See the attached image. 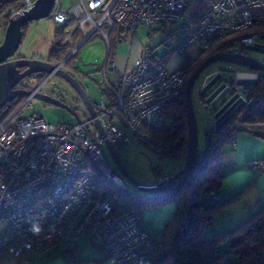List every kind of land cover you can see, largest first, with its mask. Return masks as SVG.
<instances>
[{
	"label": "built area",
	"instance_id": "2783aa9c",
	"mask_svg": "<svg viewBox=\"0 0 264 264\" xmlns=\"http://www.w3.org/2000/svg\"><path fill=\"white\" fill-rule=\"evenodd\" d=\"M35 1L20 0L8 10V20L29 11ZM72 1L63 10L55 0L48 15L70 46L61 62H50L64 71L65 62L90 39L99 36L109 47L111 31L123 38L140 26H165L164 43L171 55H184L194 48L202 60L220 48L246 54L248 46L264 45V0ZM189 68L185 64L169 71L165 59L151 60L147 53L123 74L113 63L106 64L100 85L103 98L94 106L96 117L87 113V119L75 125L53 126L36 115L22 117L21 110L33 95L26 97L0 125V253L11 257L4 264H31L30 255L35 252L48 246L66 252L83 240L114 264H143L162 247L139 229L140 209L115 192L126 187L106 164L104 140L95 121L116 150L133 136L149 143L153 151H173L175 144L157 142L146 130L162 128L165 114L177 105L185 108ZM108 69L111 79L106 76ZM251 72L237 75L220 88L242 101L241 110L230 121L264 112V92L254 89L262 78L260 72ZM52 75L36 92L47 95L41 88ZM211 97L206 106L212 105ZM186 138L187 127L185 145ZM229 144L234 149L235 139ZM252 166L259 170L264 164L253 162ZM169 181L165 177L158 184ZM217 200L213 196L205 203ZM210 224L206 221L204 228L208 230ZM240 260L237 257L234 264ZM219 264L228 263L221 260Z\"/></svg>",
	"mask_w": 264,
	"mask_h": 264
},
{
	"label": "trees",
	"instance_id": "16d2710c",
	"mask_svg": "<svg viewBox=\"0 0 264 264\" xmlns=\"http://www.w3.org/2000/svg\"><path fill=\"white\" fill-rule=\"evenodd\" d=\"M19 1L0 0V28L2 22L6 24L8 21V10ZM25 27L26 25L22 28V38L24 37ZM121 39L122 37L115 30L111 31L106 64L110 62L109 55L112 42L121 41ZM226 49L220 48L213 54L223 53ZM69 50L70 46L65 45L63 42V30L56 28L55 42L49 51L47 61L61 62L68 55ZM75 54L65 62L66 67H71L70 64ZM190 62L186 59L185 64H190ZM200 62L194 63L196 65L189 69V75ZM259 75L262 81L254 89L264 92V73H259ZM35 76H37V79L31 76L20 82L16 88L31 90L32 88L26 80L35 79L37 85H39L46 77L45 74ZM233 81L230 80L228 83ZM207 96L201 95V100L204 102ZM25 99V96H17L0 110V125L19 108ZM168 113L174 115L171 126H163L160 129H147L146 134L157 142L175 144L176 148L173 151L163 154L173 156L185 146V111L182 105H177ZM238 132H247L264 140V112H253L240 122L230 121L222 129L206 133L205 148L199 151L196 157L195 167L190 179L182 189L175 193L155 197L138 191L115 190L126 201L141 210L144 208L159 209L169 203L175 205L173 218L161 231L160 242L162 247L156 250L143 264H219L221 260H225L228 264H234L237 257L241 259L240 264H264V208L253 213L247 220L241 222L232 230L205 237V234L211 228L214 215L241 197V195H237L229 201L220 202V197L216 194L224 177L222 165L224 148ZM175 181L170 179L168 183H174ZM213 196H217L218 200L212 204H206L205 201ZM208 220L211 221V224L209 229L206 230L204 223ZM225 243H228V246L223 247ZM10 260L9 255L0 253V264Z\"/></svg>",
	"mask_w": 264,
	"mask_h": 264
},
{
	"label": "rangeland",
	"instance_id": "374dc122",
	"mask_svg": "<svg viewBox=\"0 0 264 264\" xmlns=\"http://www.w3.org/2000/svg\"><path fill=\"white\" fill-rule=\"evenodd\" d=\"M59 3L61 5V9L67 10L72 5L73 1L59 0ZM7 23L8 21L6 22V24ZM6 24L5 22H3L0 28L1 41L3 39ZM56 28L57 27L53 23L52 19L48 17L27 23L26 27L24 28V37L22 38L20 47L17 53L12 57V59L23 57L24 59L28 60L47 61L49 51L55 42ZM145 38L146 36L142 34L139 35V38H136L137 41H135L138 44H143L145 42ZM107 49V44L101 37H94L87 41L80 48V50L75 54L74 58L71 61V68H67L68 73L72 75V77H74L82 86L93 106H96L103 98L100 85L104 80V74L101 71V67L104 65ZM189 50L193 51H189L187 53V56L177 55L178 58H180V60H184L186 56V58L191 62H200L201 58L198 56L195 49L191 48ZM246 54L250 57L264 62V54L254 53L250 51H247ZM164 56H169L166 60L167 67L169 69L173 68V66L177 64H180V60L171 55L170 48L167 47L166 44L163 45L152 57L155 60H162L161 57ZM195 65L194 63H190L189 69H191ZM250 72L251 71H249L248 69L237 65L229 63H215L205 69L195 82L191 94V102L197 124L199 151H202L205 148L206 133L208 132L210 127V112L209 109L206 108L205 101L209 97L217 93L223 84L227 85L230 80H235L237 75L250 74ZM215 75L219 76L218 80L212 85V87L209 88L208 91H206L205 95L208 96L203 102L201 100V94H203V86L205 82L209 81L211 76ZM30 85L33 90L38 86L36 81H34ZM41 91L51 97L63 100L64 105L69 107L80 121L84 122L87 119V110L85 109L81 100L72 90V88L61 78L57 77L56 75L50 76L48 82H46L41 88ZM225 97L228 98V96L226 95L224 96V98ZM104 101L105 103L108 102L106 98H104ZM72 112L61 107L46 104L38 99L30 98L27 101L26 105L22 108L20 115L22 117L36 115L53 126L75 125L77 124V120ZM173 121V114H165L163 123L164 127L171 126ZM185 149L186 145L182 147L176 155L167 156L159 153L156 150L153 151L149 143H142L139 139L130 136V142L124 147L117 149L116 151L123 167L134 180L145 185H155L158 184L160 179L171 177L182 170L183 167H179L181 164L184 166L186 156ZM102 151L107 166L112 171V173L123 182L126 187V191H135L134 186L122 174L121 170L118 168L111 154L108 152L107 148L104 145L102 146ZM167 205H172L175 209V205L173 203H169ZM246 217L247 220L250 216L246 215ZM93 246L94 245L89 244L86 247L87 249H84L83 253L81 254V260L83 259L87 261L90 260L91 257H95V255L101 256V252L97 251V249H95V247ZM64 256L65 258L63 256H60L59 251L55 247H49L48 249L37 253L36 259L34 260L35 262L33 264H46L47 261L50 264H60L62 263L61 259L69 263V255L65 254ZM106 261L114 264L113 260L109 258Z\"/></svg>",
	"mask_w": 264,
	"mask_h": 264
},
{
	"label": "water",
	"instance_id": "95a60500",
	"mask_svg": "<svg viewBox=\"0 0 264 264\" xmlns=\"http://www.w3.org/2000/svg\"><path fill=\"white\" fill-rule=\"evenodd\" d=\"M54 2L55 0H36L29 11L23 12L22 14L16 15L8 20L3 39L0 42V110L17 96L29 97L33 95V98L38 99L46 104L61 107L72 112L71 109L65 106L61 101L43 93L36 92L37 88L34 90H23L16 88L20 82L31 76L45 74L47 75V78L49 75L53 74L64 80L72 88V90L81 100L88 114L95 118L96 112L94 110V106L92 105L82 86L68 72L60 68H56L49 61L28 60L24 58L12 59L20 47L23 26L29 22L47 18L54 5ZM246 50L254 53L264 54V45L255 44L253 46H248ZM215 63H229L244 67L252 72L264 73V62L250 57L247 54H234L228 52L209 55L196 66L194 71L189 75L185 86L184 111L187 127L186 156L182 170L177 173L179 176L175 174L170 177V179L176 180L174 183L162 182L155 185H145L134 180L123 167L115 147L111 144L108 137L104 133L99 121H95L97 129L103 137L105 147L111 154L122 174L134 186L135 191L155 197L167 196L182 189L186 182L190 179L195 167L196 157L199 153L197 124L192 107L191 94L194 84L202 72ZM218 77V75L211 76L209 81L205 82L203 86V94L201 95H205L206 91H208L209 88L212 87L214 83H216ZM43 83L44 81L39 85V87ZM238 83L244 84L245 82L238 81ZM225 94L226 91H219L218 95L212 101V105L206 106L210 112V122H213V127H211L207 133L222 129L242 108L241 99H237V96L224 98ZM72 113L75 115L74 112ZM75 118L77 122L80 121L76 115Z\"/></svg>",
	"mask_w": 264,
	"mask_h": 264
},
{
	"label": "crops",
	"instance_id": "0c3cea01",
	"mask_svg": "<svg viewBox=\"0 0 264 264\" xmlns=\"http://www.w3.org/2000/svg\"><path fill=\"white\" fill-rule=\"evenodd\" d=\"M142 34L146 36L145 42L138 44L136 38H139V35ZM166 34L167 29L163 25H156L152 28L148 26L138 27L134 32L127 33L121 41L112 42L109 55L110 62L107 65L113 63L117 72L123 74L128 69L137 65L145 53L148 54L151 60H155L152 56L165 45L164 37ZM107 48L108 53L109 47ZM189 51L193 50L188 49L184 55L187 56ZM107 53L104 65L107 63ZM173 56L180 60L177 55ZM186 56L184 60H180L179 65L177 64L171 69L167 67V69L175 71L184 66L187 59ZM168 57L164 56L161 59H165L166 61ZM106 76L108 79L112 78L109 69L106 71ZM211 127H213V122H210L209 129ZM232 138L235 139L236 146L232 149L228 141L224 148L222 154L224 177L216 194L220 197V202L229 201L237 195H241V197L214 215L211 228L205 234V237L222 234L225 231L231 230L246 220V215L251 216L259 209L264 208V167L258 170L252 166L253 162L264 164V140L247 132H238ZM182 167L183 165L181 164L179 168ZM140 212L139 229L146 232L152 239L160 241L162 229L174 216V207L166 205L159 209L144 208L140 209ZM89 244L91 243L83 240L66 252L60 251L56 246H48L44 250L49 247H55L59 251L60 256L65 258L64 255L68 254L70 262L68 263L61 259L62 263L60 264H112L106 261L108 258L96 246L93 247L101 252V256L95 255V257L93 256L90 260H87L89 262L81 260V254ZM225 244L223 247L228 246V243ZM37 253L35 252L30 255L31 264L35 262ZM46 264L50 263L47 261Z\"/></svg>",
	"mask_w": 264,
	"mask_h": 264
},
{
	"label": "flooded vegetation",
	"instance_id": "af4514ba",
	"mask_svg": "<svg viewBox=\"0 0 264 264\" xmlns=\"http://www.w3.org/2000/svg\"><path fill=\"white\" fill-rule=\"evenodd\" d=\"M67 68H69V67H64V69H65V71L66 72H68L67 71ZM71 68V67H70ZM203 73V72H202ZM35 79H37L36 77L37 76H33ZM35 79H31V80H26V82H28L29 84H32L34 81H36ZM30 87H31V85H30ZM63 104H64V101L63 100H61V99H59ZM88 113V112H87Z\"/></svg>",
	"mask_w": 264,
	"mask_h": 264
},
{
	"label": "bare ground",
	"instance_id": "6f19581e",
	"mask_svg": "<svg viewBox=\"0 0 264 264\" xmlns=\"http://www.w3.org/2000/svg\"><path fill=\"white\" fill-rule=\"evenodd\" d=\"M219 91H220V90H219ZM219 91H218L217 93H215V94L209 99V101H212V100L218 95ZM225 95L228 96L227 92H226Z\"/></svg>",
	"mask_w": 264,
	"mask_h": 264
}]
</instances>
